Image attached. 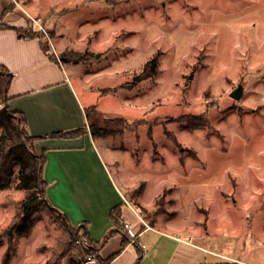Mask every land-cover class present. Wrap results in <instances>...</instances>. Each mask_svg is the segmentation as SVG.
<instances>
[{"label":"rangeland","instance_id":"1","mask_svg":"<svg viewBox=\"0 0 264 264\" xmlns=\"http://www.w3.org/2000/svg\"><path fill=\"white\" fill-rule=\"evenodd\" d=\"M21 1L39 21L30 30L95 103L86 127L143 219L173 234L194 229L205 253L245 242L264 255V0ZM152 58L157 73L141 78ZM18 182L15 172L0 188V264L7 243L10 264H100L40 188L30 232L9 233L26 196ZM154 231L142 236L146 262L173 247L153 245Z\"/></svg>","mask_w":264,"mask_h":264},{"label":"crops","instance_id":"2","mask_svg":"<svg viewBox=\"0 0 264 264\" xmlns=\"http://www.w3.org/2000/svg\"><path fill=\"white\" fill-rule=\"evenodd\" d=\"M31 11L21 0H0V23L6 24L0 26V65L12 73L7 90L9 107L25 114L28 132L39 137L34 141V149L46 156L43 177L49 203L67 215L72 225L86 223L89 237L97 242L116 229L111 210L120 206L121 231L112 234L100 247V255L107 258L120 251L124 233L130 241L110 264H134L136 257L129 251L130 246L135 248L134 240L141 248L144 245L140 261L145 264H264V255L248 254L245 242L240 247L234 244L205 253L192 240L196 237L194 229L181 228L173 234L155 228V223L145 219L142 223L103 158L105 146L89 131L75 136H49L55 131L68 132L87 125V108L95 103L88 106L79 96L70 63L49 58L41 38L22 36L16 30L15 27L38 30L39 21ZM123 221L133 224L131 231L121 228ZM149 230L158 235L153 245H173L166 258H157L156 250L154 258L145 261L144 255L151 250L147 253L142 236ZM124 254L129 262L122 259Z\"/></svg>","mask_w":264,"mask_h":264},{"label":"trees","instance_id":"3","mask_svg":"<svg viewBox=\"0 0 264 264\" xmlns=\"http://www.w3.org/2000/svg\"><path fill=\"white\" fill-rule=\"evenodd\" d=\"M0 26H6V24L0 23ZM15 28L22 34V36L35 37L36 35V33L34 34L30 29L27 30L22 27ZM49 58L56 60L52 54L49 55ZM155 62V58L148 60L144 64V68L139 76L141 78L154 76L157 73ZM11 78L12 73L6 67L0 65V99L2 102V105L0 106V188L7 186L11 181L12 175L17 172L19 176L17 186L18 188L26 190V196L17 204L18 210L15 214L14 220L9 226L8 232L14 233L16 235L15 238L24 236L30 232L33 212L39 206L34 194H36L35 192L40 188V193L43 195V200L48 204L49 209L53 210L54 213L60 216L61 219L66 221L72 228H75L77 231L82 230V235L89 240V247L86 248V251L94 253L100 264H110L112 258L124 249L130 241L129 235L124 233L120 251L107 258H103L100 255V247L108 241L112 234L121 231L119 228L121 207L115 206L111 210V218L116 229L111 230L102 241L97 242L89 237L86 223H82L78 226L72 225L67 215L55 209L49 203L46 196L47 183L43 177L46 156L44 153L39 154L35 151L34 141L39 137L28 132L27 118L25 114L21 111L12 110L8 105L9 97L7 90ZM87 131L89 130L86 125H84L73 131H55L50 133L49 136H75ZM133 243L138 254L137 260L134 264H140L142 248L135 240ZM7 244L8 246L1 258V264H9L12 254L16 250L14 243Z\"/></svg>","mask_w":264,"mask_h":264},{"label":"built area","instance_id":"4","mask_svg":"<svg viewBox=\"0 0 264 264\" xmlns=\"http://www.w3.org/2000/svg\"><path fill=\"white\" fill-rule=\"evenodd\" d=\"M39 24V23H38ZM39 27H40V25H39ZM135 211V213H136V215H137V217H138V219L142 222V223H145L144 222V219H143V216H142V214H141V212L138 210V209H135L134 210ZM121 228L124 230V231H131V229L133 228V224L131 223V222H126V221H123L122 222V224H121ZM87 243V241L85 240V244ZM144 247V245H142V248ZM86 260H87V262H93L94 261V259L90 256V255H88L87 257H86Z\"/></svg>","mask_w":264,"mask_h":264},{"label":"bare ground","instance_id":"5","mask_svg":"<svg viewBox=\"0 0 264 264\" xmlns=\"http://www.w3.org/2000/svg\"><path fill=\"white\" fill-rule=\"evenodd\" d=\"M254 3V2H253ZM247 4V3H246ZM255 4H256V2H255ZM250 5H252V4H250ZM243 8V7H242ZM248 8H250V7H248ZM238 12H240V11H238ZM243 12V11H242ZM239 14V13H238ZM235 25V24H234ZM239 25V24H238ZM236 26V25H235ZM233 27V26H232ZM238 27H240V26H238ZM237 28V27H236ZM239 29V28H238ZM242 29V28H241ZM237 30V29H236ZM239 31V30H238ZM236 33V32H235ZM244 34H245V32H244ZM238 36H239V34H237ZM236 36V35H235ZM240 37V36H239ZM242 37V36H241ZM236 38V37H235ZM237 39V38H236ZM240 39V38H239ZM244 39H245V37H244ZM240 42H243V40L242 41H240L239 40V43ZM240 44H242V43H240ZM264 44V43H263ZM262 47V46H261ZM262 49V48H261ZM264 53V52H263ZM262 54V53H261ZM233 58V57H232Z\"/></svg>","mask_w":264,"mask_h":264},{"label":"water","instance_id":"6","mask_svg":"<svg viewBox=\"0 0 264 264\" xmlns=\"http://www.w3.org/2000/svg\"><path fill=\"white\" fill-rule=\"evenodd\" d=\"M234 96H236V97H237V96H238V93H234Z\"/></svg>","mask_w":264,"mask_h":264}]
</instances>
